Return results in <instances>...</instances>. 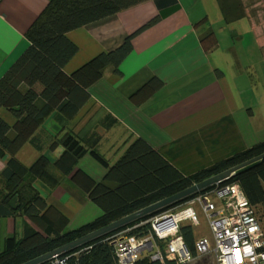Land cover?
I'll use <instances>...</instances> for the list:
<instances>
[{
	"label": "crops",
	"instance_id": "0c3cea01",
	"mask_svg": "<svg viewBox=\"0 0 264 264\" xmlns=\"http://www.w3.org/2000/svg\"><path fill=\"white\" fill-rule=\"evenodd\" d=\"M48 2L0 0V77L28 46L25 33ZM154 17L155 22L131 38V50L119 73L106 67L73 117L61 124L53 112L44 120L36 134L43 141L42 153L51 161L62 148L48 150L46 142L64 131L92 142L109 163L141 137L184 175L264 141V81H256L264 75L263 0L141 3L67 32L78 49L65 72L116 48L126 35ZM208 33L215 45L205 49L201 38ZM154 77L159 85L133 102L137 90ZM0 115L12 123L7 111L1 109ZM40 153L26 143L16 158L30 166ZM4 163L0 159V169ZM76 170L95 181H101L105 172L86 153L55 186L38 183L47 203L68 219L65 230L101 213L72 180ZM24 220L0 217V250L6 235L22 231Z\"/></svg>",
	"mask_w": 264,
	"mask_h": 264
},
{
	"label": "trees",
	"instance_id": "16d2710c",
	"mask_svg": "<svg viewBox=\"0 0 264 264\" xmlns=\"http://www.w3.org/2000/svg\"><path fill=\"white\" fill-rule=\"evenodd\" d=\"M148 1L49 0L27 29L28 46L0 77V110L7 111L13 118L10 124L0 115V159L5 160L4 167L0 169V217L25 219L21 232L5 236L0 250V264L24 263L264 153L262 141L189 175L182 174L141 137L134 138L113 163L93 148L92 142L87 144L86 138L70 131L53 136L46 142L48 150L62 148L53 161L42 153L43 141L36 133L44 120L53 112L61 124L73 117L89 99V86L102 76L106 67L119 73V65L131 50V38L149 27L157 17L126 35L116 48L94 55L71 73L65 72L64 67L78 48L67 32ZM201 44L205 49L213 47L215 38L212 33L202 37ZM158 85L155 77L150 79L132 96V101L137 103L140 97L152 92ZM26 143L33 144L41 152L30 166H25L16 158L17 152ZM86 153L105 168L102 180L95 181L81 170L73 173L72 180L85 191L101 213L75 229L65 230L68 219L47 203L38 183L55 186ZM230 182L240 185L260 222L256 207L264 203V157L224 181ZM191 197L93 238L58 257L65 258L67 264H115V247L109 240L110 236ZM12 199H15L13 205L10 203ZM147 229L148 226H144L140 230L143 234ZM131 233L135 234L137 230ZM179 233L191 255L196 257L193 226H181ZM262 234L264 238L263 228ZM55 258L39 264H52ZM131 264L175 262L152 260L148 254H143Z\"/></svg>",
	"mask_w": 264,
	"mask_h": 264
},
{
	"label": "built area",
	"instance_id": "2783aa9c",
	"mask_svg": "<svg viewBox=\"0 0 264 264\" xmlns=\"http://www.w3.org/2000/svg\"><path fill=\"white\" fill-rule=\"evenodd\" d=\"M195 207L206 216L212 234V241L196 238L197 256L212 254L216 264H264L261 224L237 182L216 184L182 204L114 233L109 240L115 247V264H131L143 254L161 262L191 261L194 257L179 232L181 226L196 225ZM144 226H148V234H142ZM133 230L137 233H131ZM55 257L52 264H67L65 258Z\"/></svg>",
	"mask_w": 264,
	"mask_h": 264
},
{
	"label": "water",
	"instance_id": "95a60500",
	"mask_svg": "<svg viewBox=\"0 0 264 264\" xmlns=\"http://www.w3.org/2000/svg\"><path fill=\"white\" fill-rule=\"evenodd\" d=\"M264 157V153L260 154L256 157H253L247 161H244L236 166H233L231 168H228L226 170H223L219 173H216L210 177H207L206 179H203L197 183H194L190 186H188L187 188L174 193L164 199H161L157 202H154L148 206H145L139 210H136L126 216H123L119 219H116L114 221H112L111 223L100 227L98 229H95L81 237H78L58 248H55L51 251H48L42 255H39L31 260H28L24 263L21 264H39L51 257H55V256H59L60 254H62L63 252L70 250L71 248H74L76 246H79L93 238L99 237L101 235H104L114 229L123 227L137 219H140L142 217H144L145 215L151 214L154 211H157L159 209H162L164 207H167L169 205H172L174 203H177L178 201L184 200L189 196H194L198 193H202L204 191H207L208 189L214 187L216 184L219 183H223L225 180L229 179L232 175L235 174V172L241 170V169H245L251 165L256 164L261 158ZM189 199V198H188ZM15 199H12L10 201L11 205H13Z\"/></svg>",
	"mask_w": 264,
	"mask_h": 264
},
{
	"label": "rangeland",
	"instance_id": "374dc122",
	"mask_svg": "<svg viewBox=\"0 0 264 264\" xmlns=\"http://www.w3.org/2000/svg\"><path fill=\"white\" fill-rule=\"evenodd\" d=\"M261 80L264 81V75L262 79H257L256 81ZM196 214H197V223L193 226V232L195 238L199 237H206L210 241H212V234L208 225V220L204 213L198 208L195 207ZM257 214L260 218L261 226L263 228L264 233V203L258 205L256 207ZM184 264H216L214 257L212 254H206L204 256H196L191 261L184 263Z\"/></svg>",
	"mask_w": 264,
	"mask_h": 264
}]
</instances>
